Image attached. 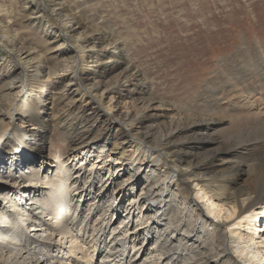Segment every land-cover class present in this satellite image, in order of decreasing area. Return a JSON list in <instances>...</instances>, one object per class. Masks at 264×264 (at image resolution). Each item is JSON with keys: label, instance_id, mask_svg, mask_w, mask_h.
<instances>
[{"label": "bare ground", "instance_id": "1", "mask_svg": "<svg viewBox=\"0 0 264 264\" xmlns=\"http://www.w3.org/2000/svg\"><path fill=\"white\" fill-rule=\"evenodd\" d=\"M30 1L28 17L43 7ZM65 3H43L60 25L39 23L42 43L60 50L52 68L17 45L0 15V231L8 227L0 264H264V109H250L255 93L264 108V47L242 45L190 103L166 104L123 45L95 37L100 27L75 22ZM224 100L249 110L228 114ZM120 101L132 109L120 112ZM49 104H61V114L44 118ZM16 116L30 127L5 123ZM53 131L66 142L64 156L45 154ZM189 182L192 223L213 226L217 253L180 224L169 187ZM53 196L65 202L59 212L49 208Z\"/></svg>", "mask_w": 264, "mask_h": 264}, {"label": "rangeland", "instance_id": "2", "mask_svg": "<svg viewBox=\"0 0 264 264\" xmlns=\"http://www.w3.org/2000/svg\"><path fill=\"white\" fill-rule=\"evenodd\" d=\"M28 1L30 0H0V15L8 16L6 20L10 25L11 34L19 35L16 39L18 46L40 54L47 68L55 67L61 63V59L55 55L60 50H55L51 48L52 46L42 43L44 35L41 31L44 29L39 28V23L49 26L50 29L59 30V20L45 8L43 3H47L46 6H48L50 5L49 0H35L43 5L39 8L41 12L28 17L32 10L31 6L36 5L34 2L30 3L25 10ZM62 1L66 2L64 7L69 8L72 15L76 16L75 22L78 21V24H85L88 27H92L93 24L100 27L102 35L97 33L95 37L103 36L107 41L109 39L112 47L122 44L128 52L129 60L145 75L153 87L152 95L162 99L166 104L179 106L190 103L208 77L217 71V65L236 55L238 49L243 48L245 44L252 48L264 47V0ZM27 17L31 20L37 18L38 27L35 25L36 22L27 25ZM51 39H47L50 45L53 44ZM65 46L72 48V41L66 42ZM47 48L51 49L46 51ZM3 75L4 73H1V77ZM3 78L6 76L4 75ZM107 101L108 99L104 100L105 103ZM251 101L253 103L250 108L251 112L263 111V103L259 95L253 94ZM224 102H222V107H228V114L245 115L249 110L243 104L239 105L242 102L235 103L236 105L233 104V106L227 102L224 104ZM110 104L111 102L108 103ZM80 106L79 102L76 107ZM47 107L52 110L42 113L44 118L47 119L45 115L49 113L52 117L61 114V104H55L54 107L49 104ZM127 107V101L116 103V109L120 112L132 109H127ZM80 110L83 111V109ZM159 112L163 114L162 111ZM231 120L230 117L226 118L227 122ZM12 122L24 129L30 127L19 116L5 120L6 124H13ZM100 126L103 130L107 128L105 121ZM115 129L116 127H113V130ZM89 133H91L89 139L97 135L95 131H89ZM67 150L66 142L61 135L53 131L52 138L45 147V154L54 158L58 155L64 156ZM103 155L100 157L97 155L94 160L99 159L100 161ZM93 156L90 159H93ZM78 164L74 166L75 170ZM87 164L86 162L85 165ZM152 168L156 172L162 171L159 166H152ZM101 174L104 172L101 171ZM139 187L137 186V189ZM195 188L193 182L169 187L170 192L173 191V198L181 208L180 224L185 226L190 223L193 227L190 228L192 235L206 240L209 250L211 246L213 247L211 253H217L215 239L210 237L213 226L209 223L202 224L201 217L198 218L197 224L192 223L197 220V210L189 202L190 197L193 196L191 191ZM27 191L26 194L31 193L33 189L28 188ZM138 193L139 190H136L135 194L138 195ZM108 261L109 259L105 260L107 262L105 264H108ZM209 262L214 263V259H210Z\"/></svg>", "mask_w": 264, "mask_h": 264}]
</instances>
